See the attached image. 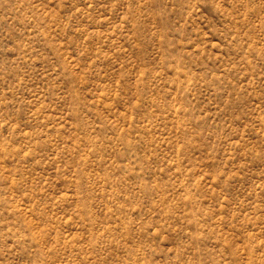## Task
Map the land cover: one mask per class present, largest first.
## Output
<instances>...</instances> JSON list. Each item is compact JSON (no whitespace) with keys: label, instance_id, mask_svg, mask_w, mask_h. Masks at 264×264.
<instances>
[{"label":"rangeland","instance_id":"rangeland-1","mask_svg":"<svg viewBox=\"0 0 264 264\" xmlns=\"http://www.w3.org/2000/svg\"><path fill=\"white\" fill-rule=\"evenodd\" d=\"M0 264H264V0H0Z\"/></svg>","mask_w":264,"mask_h":264}]
</instances>
